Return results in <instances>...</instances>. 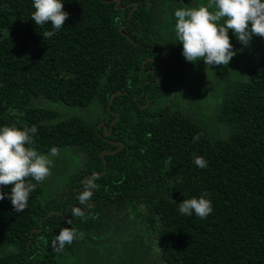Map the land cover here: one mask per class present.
Listing matches in <instances>:
<instances>
[{
  "label": "trees",
  "instance_id": "obj_1",
  "mask_svg": "<svg viewBox=\"0 0 264 264\" xmlns=\"http://www.w3.org/2000/svg\"><path fill=\"white\" fill-rule=\"evenodd\" d=\"M211 3L65 0L45 36L32 0H0V125L78 158L56 156L23 211L0 200V264H264V37L229 30L227 66L186 61L174 11ZM202 193L209 216L179 213ZM63 228L77 238L58 251Z\"/></svg>",
  "mask_w": 264,
  "mask_h": 264
},
{
  "label": "clouds",
  "instance_id": "obj_2",
  "mask_svg": "<svg viewBox=\"0 0 264 264\" xmlns=\"http://www.w3.org/2000/svg\"><path fill=\"white\" fill-rule=\"evenodd\" d=\"M64 2L32 0L31 19L35 25H51L52 30L46 31L45 36L54 35L64 26L69 15L64 10ZM120 2H116L115 7ZM174 17L175 37L182 45L185 60L192 63L203 60L209 67L227 66L236 55L237 49L230 42L229 30L244 47L248 46L253 35L264 37V0H213L208 5L177 8ZM37 131L35 125H0V186L11 185L9 192L0 191V200H10L17 212L26 208L36 184L50 175L55 157L57 162H62L57 147L53 146L44 153L33 146ZM194 164L206 168L208 162L203 156H196ZM96 179H99L98 174L84 182V188L77 197L81 204L92 197ZM73 208L82 209L76 202ZM213 210L208 193L183 199L178 207L180 214H195L201 219L209 216ZM75 214L80 215V210L76 209ZM76 238L71 228H63L53 241V247L63 251L65 245H70Z\"/></svg>",
  "mask_w": 264,
  "mask_h": 264
},
{
  "label": "rangeland",
  "instance_id": "obj_3",
  "mask_svg": "<svg viewBox=\"0 0 264 264\" xmlns=\"http://www.w3.org/2000/svg\"><path fill=\"white\" fill-rule=\"evenodd\" d=\"M58 157L62 158L65 161L67 170L74 168V166L78 163V158L73 154H68L67 151L60 152L58 154Z\"/></svg>",
  "mask_w": 264,
  "mask_h": 264
},
{
  "label": "water",
  "instance_id": "obj_4",
  "mask_svg": "<svg viewBox=\"0 0 264 264\" xmlns=\"http://www.w3.org/2000/svg\"><path fill=\"white\" fill-rule=\"evenodd\" d=\"M120 0H116V2H119ZM110 131V130H109ZM109 131H108V133H109Z\"/></svg>",
  "mask_w": 264,
  "mask_h": 264
}]
</instances>
